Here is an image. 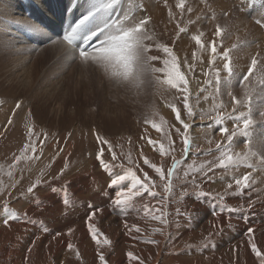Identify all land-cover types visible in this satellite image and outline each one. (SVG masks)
I'll return each instance as SVG.
<instances>
[{"label":"rangeland","instance_id":"obj_1","mask_svg":"<svg viewBox=\"0 0 264 264\" xmlns=\"http://www.w3.org/2000/svg\"><path fill=\"white\" fill-rule=\"evenodd\" d=\"M46 57L48 61L50 56ZM165 59L170 57L166 55ZM177 61L187 79L188 92L184 93L164 83L161 96H156L153 102L147 100L146 104L142 97L137 99L115 95V88L123 93L130 90L132 85H126L122 80L117 82L116 79L109 82L105 74L94 67L88 70V74L97 80L90 81L94 88V96L90 101L84 100V78L76 76L69 79L62 94L63 102H72L77 110L73 117L63 114L62 120L65 123L62 129L57 124L54 126L56 129H49L33 120L30 113H26L21 122L17 121L11 111L12 105L6 107L7 111L4 112L12 118V123H8L0 132V264H101L100 253L105 256L107 264H140L141 261L143 264H259L247 244L248 229L243 225L248 224L250 218L264 216V190L256 189L253 183L256 173L264 177L263 166L259 162H251L250 156L242 159L235 167L224 169L218 166L226 151L233 155L245 154L232 151V148L217 151V143L227 144V141L223 136L219 139L211 138L208 127L218 125L214 119L216 112H224L226 108L223 105L208 109V106L204 107L206 94L203 95L201 90L203 84L193 98L195 97L197 108H202L200 119H211V123L207 122L206 129L200 130L205 147L195 143V147L185 151L184 136L192 139L189 130L185 133L183 125L175 119V113L166 116L162 112V104L168 101L170 105L174 104L180 109L181 117L183 115L188 118L183 97L185 94L188 98L190 96V81L181 62ZM196 61L198 63L193 73L205 74V79L212 81L213 69L206 74V70L201 68V72L200 62L204 60ZM106 74L108 75L107 72ZM97 82L103 86L100 88ZM183 87L181 84L180 89ZM200 94L202 97H199ZM105 100L110 105H121L120 110L124 115L117 114L112 121L115 125L122 124V132L112 133L107 120H101L107 117L103 109ZM226 120L229 121L230 117ZM47 121L52 122L51 117ZM72 122L79 125L80 130L75 134H71L68 128ZM89 123L94 124V132L89 129L91 125L81 126ZM153 124L158 126L159 131ZM177 128L180 129L179 133ZM98 136L103 137L107 143L98 140ZM149 140L156 141V144H149ZM68 141H71L73 148L62 157L61 149ZM32 142L35 144V152L26 147ZM161 145L165 149L163 155L160 152ZM101 149V159L110 171L102 167L100 160L96 158ZM43 155L47 156L37 165L36 162ZM145 158L149 161L148 164L144 163ZM173 159L179 162L171 181L173 190L165 193L166 181H161L152 165L161 168L167 175ZM65 164L68 167L61 174L60 169ZM213 164L217 167L213 168ZM128 169L145 183L148 182L144 176L147 173L154 182L150 187L158 195L154 198L150 193L142 192L141 195L132 197L126 205H115L116 191L130 186V182L125 181L116 186L111 185L110 180L113 174H123ZM245 173H251L249 183L252 187L243 193H237L234 179ZM88 174H97V183L94 182L93 185L88 181L84 186H88L89 192H79L73 183L77 180H80L78 182L81 185L86 183ZM37 181L40 183L32 193H28L27 189ZM228 183L233 184L228 191L235 194L224 195ZM49 185L54 188L53 191L47 189ZM52 193L62 195L64 201L73 198L74 205L66 206L64 211L59 210L57 213L49 211L44 216L38 215L40 210L49 209L41 202L29 206L30 197ZM165 196L167 199H162ZM79 199L83 204H77ZM214 203L228 212L225 223L214 224L208 215L215 206ZM145 206L150 214L145 212ZM96 209L99 211L91 223L102 233L98 236L99 244L91 238L86 223L89 211ZM12 214L21 219L10 220L9 225H4L3 220ZM156 215H160L162 219H154ZM39 219L41 221L36 223ZM164 219L168 223H163ZM137 228L139 232L136 231ZM253 230L255 242L264 252V225L256 226ZM57 233L60 235L57 236ZM104 237L111 243L104 244ZM69 243L74 246L73 249H68ZM129 252L139 259L130 258Z\"/></svg>","mask_w":264,"mask_h":264},{"label":"bare ground","instance_id":"obj_2","mask_svg":"<svg viewBox=\"0 0 264 264\" xmlns=\"http://www.w3.org/2000/svg\"><path fill=\"white\" fill-rule=\"evenodd\" d=\"M89 2L90 0H0V132L5 129L9 120H12L4 112L8 105H12L11 111L15 114L17 121L21 122L22 117L26 113H30L33 120L41 122L45 127L56 129L54 126L57 124L62 129L65 123L62 120L63 114L73 117L77 110L76 108L74 109L72 102L68 101V104H66V101L63 102L64 97L62 94L67 88L66 81L68 82L69 79L72 80L76 76L84 78V84L82 85V89L86 93L84 100H92L94 88L90 81L97 80L88 74V70L91 67L105 74L109 82L114 79L117 82L120 80L109 76V74L107 75L106 71L99 67L100 65L81 61L78 55L75 59L71 56L66 57V45H52L47 40L48 36L62 38L65 28L75 24L86 13ZM188 9L192 11H188ZM262 13H264V0H185L183 10L177 7V0H120L115 10L110 14L113 17L127 14L136 21L145 17L151 18L145 26L147 38L144 43L149 48V56L157 55L160 57L159 60L150 62L152 67L163 68V60L166 54L157 47L158 45L167 44L181 62L183 71L186 72L190 81L189 104L193 109L191 117L188 116L186 118L182 115L181 118L185 123L190 124L188 130L192 136L190 140L192 148L195 143L204 146L200 130L206 127L207 122L211 123V119L206 121L200 119L199 115L202 108H197L198 105L195 104V97L193 98V96L203 84L201 90L203 95L206 94L205 102H203L204 107L208 106V109L223 105L226 108L225 111L231 113L232 101L227 93L232 92L238 98H243L244 89L240 84V80L246 73L251 59L256 57L260 64L252 78L255 83L253 84L251 100H246L240 104L238 111L230 117L229 121L226 120L225 126L231 129L236 123L234 117L239 115V112H248L251 109L256 123L248 130L249 136L253 140L254 147L264 150V146L256 143L264 137V118L259 116V112L264 110V70H262V66H264V28L255 23L257 19L262 18ZM26 24L38 26L39 31L31 32L27 30ZM217 24L225 29L221 37L215 36ZM89 26H93V22L90 21ZM181 28H184L185 31L181 32ZM201 32L204 33L201 37L205 45L204 48L198 46L192 39L193 35H198ZM213 39L217 42L218 52H223L225 49L230 52L234 69L228 77L222 70L223 61L221 59L218 58L211 68L208 65L211 55L208 45ZM234 45L235 47H233ZM46 55L50 56L48 61ZM196 59L204 60V62H200V66H202L200 67L201 72V68L205 69L206 73L211 69L221 71L222 79L219 90H217L214 71L211 83H206L205 74L197 72V75H195L193 73V69L196 68L198 63ZM189 65L192 67L190 68ZM162 77H165L162 72L149 74L148 82L144 85L139 87L132 86L131 89L129 88L130 90L123 93L118 92L115 88L114 93L123 97L132 96L137 99L142 97L145 104L147 100L153 102L156 96L159 97L162 94L161 89H163L164 85ZM97 83L100 88L103 86L101 83ZM124 83L126 85L129 84L125 81ZM199 97H202V94ZM49 98L51 99L49 100ZM18 103L20 108L16 107ZM120 108V104L110 105L108 100L103 103V109L107 117L101 118V120H107L108 127L112 133L123 131L121 123L115 125L112 121L117 114L124 115ZM162 112L166 116L175 113L172 111L168 101L162 104ZM49 117H51L52 122L47 121ZM56 121L58 122L56 123ZM78 126L76 122H72L68 126L71 134H75L80 130ZM81 126H90L89 129L92 132L95 131L94 124H81ZM220 126H209L208 130L210 133L208 132V135L213 139L221 138ZM91 135L94 137V134ZM249 136L237 135L232 142V151H240L246 154L245 141L249 139ZM72 148L73 144L68 141L61 149V156L65 157L71 152ZM46 156L43 155L36 164L38 165L43 160V157ZM250 157L251 162H259L264 169V162L260 160L259 156ZM96 175L88 174L86 183L81 185L78 182L80 180H77L76 182L74 181L73 185L79 192L85 190L89 192L88 186L84 185L88 181L94 185ZM254 184L256 189L264 190V177L256 173ZM47 189L50 191L54 190L51 185ZM109 189L111 188L109 187ZM63 199L62 195L57 196L54 193L47 196L37 194L32 198L30 197L28 203L31 206V204L41 202L43 206L49 209L40 210L38 215L44 216L49 211L57 213L59 210L64 211L63 208L66 206L74 205L73 198L70 201H64ZM77 204H83L82 200L80 201L79 199ZM107 212L109 213V211ZM208 215L211 216L214 224H218L219 222L225 223V217L229 214L221 205L215 204ZM40 221L39 219L36 223ZM247 223H243L245 224L243 226L247 229L264 225V216L250 218ZM188 232L190 233L191 231Z\"/></svg>","mask_w":264,"mask_h":264},{"label":"snow or ice","instance_id":"obj_3","mask_svg":"<svg viewBox=\"0 0 264 264\" xmlns=\"http://www.w3.org/2000/svg\"><path fill=\"white\" fill-rule=\"evenodd\" d=\"M119 3L120 0H90L86 13L81 16V18L75 24H71L65 28L64 32L62 33V38H58V36H48V42H50L52 45H66V57L71 56L73 59H75L78 55L81 61L85 63L92 62L96 65H100L106 72H108L109 76L125 81L133 87H139L148 82L147 78L149 74L162 72L165 74V78L162 81L163 83H167L171 87L187 93L188 82L185 74L180 70L177 57L175 54H173L172 49L167 44L157 46L170 57V59L163 60L165 67L157 69L152 67L150 63L151 61H157L160 59V57L157 55L149 56V48L144 43L145 39L147 38L145 26L151 18L145 17L136 21L134 18H130L127 14L117 17L111 16L110 14L115 10ZM184 4L185 0H177V7L181 10H183ZM188 11L192 10L188 9ZM225 15L227 14L225 13ZM261 16L262 18L257 19L255 23L264 28V13H262ZM90 21L93 22V26L91 27L89 26ZM25 27L31 32L39 31L38 26H35L34 24H26ZM180 31L184 32L185 29L181 28ZM224 31L225 29L217 24L215 27V36L221 37ZM203 35L204 33L201 32L198 35L192 36V39L201 48L205 47L201 39ZM233 47H235V45ZM208 48L211 50L210 59L208 60L209 67L211 68L219 58L223 61V72L227 77L230 76L233 72L234 66L229 50L225 49L223 52H218L217 42L215 39L210 42ZM259 64L260 61L256 57H253L246 73H244L240 80V84L244 89L243 98H238L232 92L227 93L232 101L231 113L222 112L219 110L216 112V116L214 117L215 123L221 125L219 132L227 141V144L218 142L216 145L217 151L224 148L230 149L232 142L237 135L249 136L248 130L256 123L250 109L248 112H239V115L234 117L236 123L231 129L225 126L226 118L232 117L233 114L238 111V106L244 101L251 100L253 84L255 83L252 78ZM189 67L191 68L192 66L189 65ZM262 70H264V66H262ZM213 71L215 73L217 90H219L220 81L222 79L221 71L218 69H213ZM206 83H211V81H206ZM181 84L184 85L183 89H180ZM183 106L187 110L188 116L191 117L193 115V109L189 104V98L187 94H185L183 97ZM16 107L20 108V104L18 103ZM170 107L176 114L175 119L183 125L185 133H187L188 129L190 128V124L185 123V121L181 119L180 109H178L174 104L170 105ZM259 116L264 118V110L259 112ZM201 119H203V117H201ZM9 123H12V121L9 120ZM152 126L156 128L157 131H159L157 125L153 124ZM176 131L179 133L180 129L177 128ZM97 139L103 143H107L103 137L98 136ZM148 143L155 145L156 141L149 140ZM256 143L264 146V137H262ZM26 147L31 148L33 152L36 151L34 142L26 145ZM190 147V140L188 136L185 135V151L187 152ZM245 149L247 151L244 156H241L240 153H235V155H233L231 152H224L218 166L224 169L229 168V166L235 167L238 166L242 159H246L248 156H259L260 160L264 162V150H262V148L254 147L253 140L250 136L249 139L245 141ZM102 152L103 149H101L100 153H97L96 158L100 160L102 167L110 171V169H108V165L105 164V162L101 159ZM160 152L162 155L165 152L163 145L160 146ZM17 159H19V157ZM113 159H115V153H113ZM144 163L148 164L149 161L145 158ZM178 163V161L173 159L172 166L167 170V175H165L161 168L152 165L156 173L159 174L161 181H166L164 184L165 193H171L173 190L171 181ZM67 167L68 165L65 164L64 168L60 169V173L63 174ZM212 167L215 168L217 165L213 164ZM211 170L212 169L210 168L209 171ZM185 175H187V173H185ZM144 176L145 180L148 181L147 183H145L144 180H141L140 177L137 176L131 169H128L123 174H113V178L110 180L111 185H122L125 181L130 182V186L121 187L119 191H116V199L114 200V204L117 206L126 205L132 197L139 196L142 192H148L152 195V197L155 198L158 194L152 191V188L150 187V185L154 182L150 177H148L147 173H145ZM250 176L251 173H245L243 176L234 179L237 193H243L246 189H251L252 185L249 183ZM209 179H211V177H209ZM193 182L195 181L193 180ZM39 183L40 181H37V183L32 184L27 189V192L32 193ZM232 187L233 184L228 183L224 195L235 194L228 191L229 189H232ZM21 195H23V193ZM162 199H167V197L165 196ZM97 211L99 210L96 209L89 211L86 223L91 238L96 241L97 244H99L100 240L98 236L102 235V233H99L91 223L93 217L97 215ZM145 212L150 214V210L147 208V206H145ZM24 218H27L26 215ZM153 218L156 220L162 219L160 215H156ZM18 219H21V217L17 216L16 214H12L9 218L4 219L3 223L7 226L9 225L10 220L15 221ZM162 222L165 224L168 223L166 219H164ZM136 231L139 232L140 230L137 228ZM56 235L59 236L60 233H57ZM209 236H211V233H209ZM103 243L110 244L111 242L107 237H104ZM247 244L250 247L252 253L259 260V264H264V252L260 250L257 243L255 242L254 230L252 228H248L247 230ZM67 247L68 249H73L74 246L69 243ZM128 256L133 259H139V257H134L133 253L131 252L128 253ZM77 257H79V252H77ZM99 260L101 264H107L105 256L102 253L99 254ZM140 264H143V261H141Z\"/></svg>","mask_w":264,"mask_h":264}]
</instances>
